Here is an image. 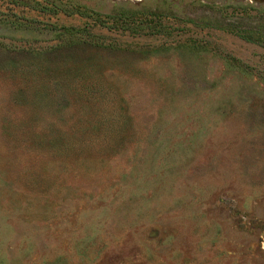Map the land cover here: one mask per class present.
<instances>
[{
    "label": "rangeland",
    "instance_id": "obj_1",
    "mask_svg": "<svg viewBox=\"0 0 264 264\" xmlns=\"http://www.w3.org/2000/svg\"><path fill=\"white\" fill-rule=\"evenodd\" d=\"M0 264H264V0H0Z\"/></svg>",
    "mask_w": 264,
    "mask_h": 264
},
{
    "label": "trees",
    "instance_id": "obj_2",
    "mask_svg": "<svg viewBox=\"0 0 264 264\" xmlns=\"http://www.w3.org/2000/svg\"><path fill=\"white\" fill-rule=\"evenodd\" d=\"M245 40H247V41H254L252 38H249V36L247 37V36H242Z\"/></svg>",
    "mask_w": 264,
    "mask_h": 264
}]
</instances>
